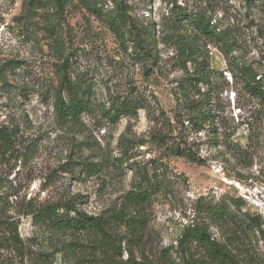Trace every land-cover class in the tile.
Returning <instances> with one entry per match:
<instances>
[{
    "label": "rangeland",
    "instance_id": "rangeland-1",
    "mask_svg": "<svg viewBox=\"0 0 264 264\" xmlns=\"http://www.w3.org/2000/svg\"><path fill=\"white\" fill-rule=\"evenodd\" d=\"M128 1L135 19L143 24L154 22L157 29L169 8L168 0ZM184 2L190 6L203 1L177 0L178 4ZM212 2L216 18L232 30L246 58L260 60L264 56V0L253 4L245 0ZM19 12L20 0H0V127L16 135L0 157V211L18 221L19 235L31 249L69 250L70 259L56 253L52 264H77L78 253L84 259L100 256V247L85 234L42 232L31 224L28 209L71 200L88 214H100L118 206L129 189L133 177L130 164L148 169V160L154 154L164 163L161 173L169 187L156 193L147 207V227L136 255L143 253L157 262L160 249L175 244L182 228L190 222L199 197L215 202L232 196L242 203V210L264 218V108L233 82L225 59L212 43L210 66L224 75L217 97L221 116L235 122L242 118L249 128L241 125L233 137L245 153L233 155L218 149L217 154L201 144L200 152L207 160L199 164L167 156L152 144L138 143L149 140L154 131L167 129L165 117L173 105L171 83L181 74L173 64V42L158 40L162 71L160 75H148L124 54L104 25L81 11L70 10L62 39L70 50L71 76L89 78L93 95L90 111L63 120L56 115L53 98L59 60L42 36L29 41L13 29L12 18ZM8 60L23 63L15 71L3 73V64ZM255 67L264 70L260 63L256 62ZM134 95L144 98L146 109L115 121L101 114L103 108ZM120 135L128 139L124 141L127 145L119 143ZM199 137L205 140L203 134ZM124 148L126 159L121 153ZM81 163H91L96 169L84 174ZM212 231L216 234L215 229ZM257 246L263 253L260 242ZM11 256L7 249L0 248V264H20L18 257ZM126 256L124 252L122 259Z\"/></svg>",
    "mask_w": 264,
    "mask_h": 264
},
{
    "label": "trees",
    "instance_id": "trees-1",
    "mask_svg": "<svg viewBox=\"0 0 264 264\" xmlns=\"http://www.w3.org/2000/svg\"><path fill=\"white\" fill-rule=\"evenodd\" d=\"M202 1L189 6L187 2L178 4L177 0H168V11L157 29L154 22L143 24L135 19L128 0H20V12L12 18L13 29L29 41L42 36L57 56L54 110L63 120L90 111L93 95V82L89 78L71 76L70 50L62 39L67 25L66 14L70 10L81 11L104 25L124 54L140 64L148 75L162 71L158 40L164 44L173 42V64L181 74L171 83L173 105L170 115L165 117L167 129L154 131L149 140L138 143L152 144L156 151L163 150L167 156L203 164L207 156L201 154V144L217 154L218 149L233 155L245 153L233 137L241 125L249 128V123L242 118L235 122L221 116L217 97L224 75L210 66L207 45L212 43L222 54L233 82L262 108L264 70H259L255 64L260 63L264 68V56L260 60L246 58L244 47L232 30L216 18L212 0ZM245 1L253 4L257 0ZM22 61H6L3 73L20 68ZM115 104L101 111L110 121L133 116L147 107L140 95L125 96ZM201 134L205 136L204 141L200 140ZM15 136L11 130L0 127V157L13 144ZM249 136L248 133V139ZM123 137L120 135L119 143L125 146L124 141L128 139ZM121 153L126 159L127 149H122ZM148 163V169L130 164L133 177L118 206L93 215L79 209L71 200L47 203L28 209L31 224L51 235L85 234L100 247L98 257L84 259L78 253L77 264H264V252L257 249V242H260L264 250V218L261 214L242 210V203L232 196L221 197L215 202L197 198L190 222L182 228L175 244L160 249L157 262L143 253L136 255L135 249L142 246L147 227V207L156 193L169 187L161 173L164 163L160 157L154 154ZM80 165L84 174L96 169L91 163ZM0 248L12 253V259L18 257L20 264H52L56 253H60L62 259L71 258L67 249L54 247L52 253L31 249L19 235L18 221L2 211ZM124 252L127 256L122 259Z\"/></svg>",
    "mask_w": 264,
    "mask_h": 264
},
{
    "label": "built area",
    "instance_id": "built-area-1",
    "mask_svg": "<svg viewBox=\"0 0 264 264\" xmlns=\"http://www.w3.org/2000/svg\"><path fill=\"white\" fill-rule=\"evenodd\" d=\"M211 45H207V49L211 51Z\"/></svg>",
    "mask_w": 264,
    "mask_h": 264
}]
</instances>
